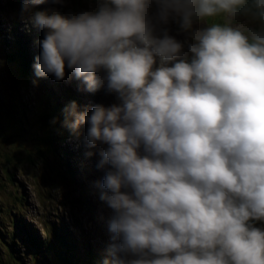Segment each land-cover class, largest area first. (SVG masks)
<instances>
[{"label": "clouds", "instance_id": "1", "mask_svg": "<svg viewBox=\"0 0 264 264\" xmlns=\"http://www.w3.org/2000/svg\"><path fill=\"white\" fill-rule=\"evenodd\" d=\"M48 2L67 0H25L24 10ZM92 2L29 19L45 32L37 77L62 81L69 69L89 92L116 97L90 111L73 101L63 121L104 170L103 264H264L253 224L264 220V0ZM206 18L210 27H194ZM170 20L190 39L170 35Z\"/></svg>", "mask_w": 264, "mask_h": 264}, {"label": "rangeland", "instance_id": "2", "mask_svg": "<svg viewBox=\"0 0 264 264\" xmlns=\"http://www.w3.org/2000/svg\"><path fill=\"white\" fill-rule=\"evenodd\" d=\"M242 22V19H238L234 20L233 24ZM210 26L207 19L194 25L200 30ZM14 66L8 55L0 54V261L15 264L11 258V255L15 254L16 260L21 264H61L59 257L48 258L44 250L35 253L36 249L27 245L30 236L20 231L21 224L28 225L31 222L36 223L37 225H32L38 228L41 211L45 214L51 210L53 200L51 195L43 191L39 179L33 176L30 165L32 162L40 163V176L45 183L49 177L46 169L49 165L43 166L40 158H33L36 151L31 139L38 132V128L30 125L29 121L35 118V114L30 113L22 117L8 111L10 103L7 86L15 84V72L11 69ZM33 81L32 77L26 80L27 85L22 90V94L27 98H37V95L31 93ZM58 149L59 147H56V150ZM48 164L54 165V160L50 158ZM256 227L264 229V221ZM3 245L8 248L5 249ZM9 249L11 253L7 252Z\"/></svg>", "mask_w": 264, "mask_h": 264}, {"label": "trees", "instance_id": "3", "mask_svg": "<svg viewBox=\"0 0 264 264\" xmlns=\"http://www.w3.org/2000/svg\"><path fill=\"white\" fill-rule=\"evenodd\" d=\"M207 19V18H206ZM207 21H208V24H210V22H209V19H207ZM217 22L218 23H223V19L222 18H218L217 19ZM211 25V24H210ZM49 128L47 127V128H44V134H43V136H37L36 138H35V140H34V137H33V141H34V143H33V145H34V149L37 151L35 154H33V158L35 159V160H37L39 157H40V150L38 149V147L37 146H35V143H41L40 145H41V147L42 146H44V141L47 139H49L50 140V138H51V132H53V130L52 131H50L49 132V130H48ZM32 161V160H31ZM35 162H32L30 165H33ZM263 221L264 220H260V221H253V224L255 225V226H258V225H260V224H263ZM24 242H26L27 243V241H24ZM29 243H31V244H35V245H38V244H40V243H44V242H41V241H39V240H34V239H30V241L28 242V244ZM45 245H46V251H44L45 252V256L46 257H48V258H52L53 256H54V253H53V255H52V252H51V250H48V244H46V243H44ZM40 247V246H39ZM41 250H36V252H40ZM7 252L8 253H11V250L9 249V250H7ZM13 256V257H12ZM15 257H17V255H15V254H12L11 255V258L12 259H14V263L15 264H21V263H19L17 260H16V258ZM10 258V257H9ZM9 258H7V260H9ZM0 259H2L1 257H0ZM6 262V264H12V263H10V262H8V261H5ZM20 262H21V259H20ZM0 264H5L4 263V261L2 260V261H0ZM23 264V263H22ZM63 264H69V262H68V260L67 259H65L64 260V262H63Z\"/></svg>", "mask_w": 264, "mask_h": 264}, {"label": "bare ground", "instance_id": "4", "mask_svg": "<svg viewBox=\"0 0 264 264\" xmlns=\"http://www.w3.org/2000/svg\"><path fill=\"white\" fill-rule=\"evenodd\" d=\"M44 4H46V3H44ZM32 78H33V77H32ZM70 87L73 88L74 86L71 85ZM75 89H78V87H75ZM97 96H98V95H97ZM84 143H85V142H84ZM99 160H100V159H96L95 161L99 163ZM77 175L80 176V173H77ZM27 194H28V193H27ZM80 206H81V208L83 209L85 215L87 216V213H86V212H87V209H86L87 207H85V205H83V204H80ZM53 209H54V208H53ZM58 209H59V208H58ZM90 211H91V210H90ZM108 216H110V215L108 214ZM80 219H81V218L78 217V218H77V221H79ZM94 220H95V217H94ZM46 224H47L48 226H51V225H53V224L57 225V223H56L53 219L46 221ZM38 229L41 230V231L43 232V234H44V231H43V228H42L41 225L38 226ZM61 237H62V236H61V234L59 233V238L61 239ZM34 250H35V249H34ZM42 260H44V259H42ZM59 262H64V260H63V259H60ZM83 264H84V263H83Z\"/></svg>", "mask_w": 264, "mask_h": 264}]
</instances>
